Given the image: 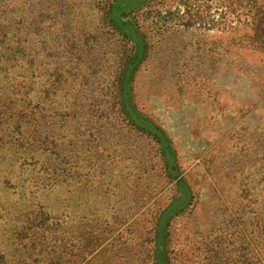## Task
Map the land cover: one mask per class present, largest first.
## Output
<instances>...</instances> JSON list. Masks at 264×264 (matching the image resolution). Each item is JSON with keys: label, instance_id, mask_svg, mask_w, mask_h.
Wrapping results in <instances>:
<instances>
[{"label": "rangeland", "instance_id": "1", "mask_svg": "<svg viewBox=\"0 0 264 264\" xmlns=\"http://www.w3.org/2000/svg\"><path fill=\"white\" fill-rule=\"evenodd\" d=\"M0 6L50 108L0 162L7 264H264V0ZM40 206L57 245L16 252Z\"/></svg>", "mask_w": 264, "mask_h": 264}, {"label": "trees", "instance_id": "2", "mask_svg": "<svg viewBox=\"0 0 264 264\" xmlns=\"http://www.w3.org/2000/svg\"><path fill=\"white\" fill-rule=\"evenodd\" d=\"M10 13L9 6H0V162L7 163L10 176L17 178L18 174L14 170L12 160L7 162V148L17 146L23 152L31 153L38 150L45 152L44 144L41 140L38 143L35 138L42 135L41 129L43 125L45 126L43 121L46 118L44 116L50 108L45 107L43 100L34 102L31 98L32 84L28 77L26 52L14 47L13 23L10 16H7ZM126 97L123 87L119 96L121 114L127 116L128 123L140 130L142 128L127 113L128 108L126 110L124 107ZM52 147L56 148V144H52ZM31 172L37 171L33 169ZM0 208H3V205H0ZM57 226L58 218L47 208L43 209L40 206L26 213L23 224L17 226V231L13 235V245H17L15 251L18 252L21 248L35 249L42 241L47 242L46 247L50 246L51 241L52 245H57V238L53 235ZM0 257L2 264H7L1 252Z\"/></svg>", "mask_w": 264, "mask_h": 264}]
</instances>
